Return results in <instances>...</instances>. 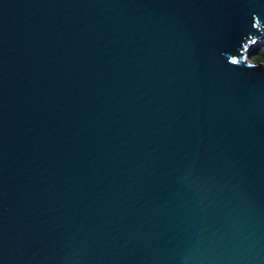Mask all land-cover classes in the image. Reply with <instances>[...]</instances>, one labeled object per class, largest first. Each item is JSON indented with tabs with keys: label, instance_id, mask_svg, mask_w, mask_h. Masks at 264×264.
Masks as SVG:
<instances>
[{
	"label": "water",
	"instance_id": "1",
	"mask_svg": "<svg viewBox=\"0 0 264 264\" xmlns=\"http://www.w3.org/2000/svg\"><path fill=\"white\" fill-rule=\"evenodd\" d=\"M264 0H0V264H264Z\"/></svg>",
	"mask_w": 264,
	"mask_h": 264
},
{
	"label": "trees",
	"instance_id": "2",
	"mask_svg": "<svg viewBox=\"0 0 264 264\" xmlns=\"http://www.w3.org/2000/svg\"><path fill=\"white\" fill-rule=\"evenodd\" d=\"M248 56L252 61L264 62V42L256 44Z\"/></svg>",
	"mask_w": 264,
	"mask_h": 264
}]
</instances>
